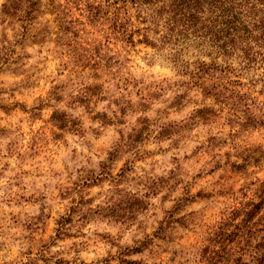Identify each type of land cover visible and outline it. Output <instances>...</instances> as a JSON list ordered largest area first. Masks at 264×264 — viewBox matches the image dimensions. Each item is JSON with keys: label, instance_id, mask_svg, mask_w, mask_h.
<instances>
[{"label": "clouds", "instance_id": "9594fccd", "mask_svg": "<svg viewBox=\"0 0 264 264\" xmlns=\"http://www.w3.org/2000/svg\"><path fill=\"white\" fill-rule=\"evenodd\" d=\"M0 264H264V0H0Z\"/></svg>", "mask_w": 264, "mask_h": 264}]
</instances>
